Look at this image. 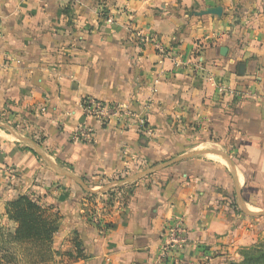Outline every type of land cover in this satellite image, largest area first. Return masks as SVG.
Masks as SVG:
<instances>
[{
	"label": "crops",
	"instance_id": "obj_1",
	"mask_svg": "<svg viewBox=\"0 0 264 264\" xmlns=\"http://www.w3.org/2000/svg\"><path fill=\"white\" fill-rule=\"evenodd\" d=\"M87 97L150 134L84 119ZM108 192L125 210L99 234L88 196ZM18 195L56 212L45 247L14 239ZM177 221L179 264H238L264 235V0H0V264H155Z\"/></svg>",
	"mask_w": 264,
	"mask_h": 264
},
{
	"label": "built area",
	"instance_id": "obj_2",
	"mask_svg": "<svg viewBox=\"0 0 264 264\" xmlns=\"http://www.w3.org/2000/svg\"><path fill=\"white\" fill-rule=\"evenodd\" d=\"M104 17L111 18L108 14H105ZM134 42L138 46H144L150 44L151 39L148 36L137 34L134 36ZM154 47L161 55L165 54L164 49L158 43H154ZM176 65L179 66L180 64L176 62ZM80 108L84 119L95 120L101 126L108 125L111 119L116 117L123 120L121 130L132 129L141 136L150 134L146 116L120 104L107 103L87 97L81 100ZM71 140L77 144H93L96 141V135L92 127L86 123H80L71 134ZM122 178L123 174L116 176L117 180ZM7 179H15L12 170L8 171ZM90 202L91 206L87 212V220L89 224L97 229L99 234H104L110 226V222L106 217L107 212L114 210L115 213H122L125 210L123 204L118 201L117 194L110 196L107 193H101L94 196ZM185 232V227L181 221H177L173 225H167L164 228L163 240L159 246L155 264H179L178 261L172 259L170 252L173 245H179L183 242Z\"/></svg>",
	"mask_w": 264,
	"mask_h": 264
},
{
	"label": "trees",
	"instance_id": "obj_3",
	"mask_svg": "<svg viewBox=\"0 0 264 264\" xmlns=\"http://www.w3.org/2000/svg\"><path fill=\"white\" fill-rule=\"evenodd\" d=\"M108 195H113L108 192ZM95 195H89L92 199ZM49 206L42 205L39 200L27 195H18L6 203L8 217L17 224L14 239L18 242H28L35 247L48 245L58 231V216ZM75 247L79 248L78 243ZM78 250L77 256L80 257ZM70 258L71 255H68ZM238 264H264V252L259 247H252Z\"/></svg>",
	"mask_w": 264,
	"mask_h": 264
},
{
	"label": "rangeland",
	"instance_id": "obj_4",
	"mask_svg": "<svg viewBox=\"0 0 264 264\" xmlns=\"http://www.w3.org/2000/svg\"><path fill=\"white\" fill-rule=\"evenodd\" d=\"M256 246L259 247V250L264 252V235L258 238V240L254 244L250 245L249 247L243 248L241 250V254L244 256L245 254L248 253V251H250L252 247H256Z\"/></svg>",
	"mask_w": 264,
	"mask_h": 264
},
{
	"label": "water",
	"instance_id": "obj_5",
	"mask_svg": "<svg viewBox=\"0 0 264 264\" xmlns=\"http://www.w3.org/2000/svg\"><path fill=\"white\" fill-rule=\"evenodd\" d=\"M207 13L220 15L221 11L219 9H212V10L208 11Z\"/></svg>",
	"mask_w": 264,
	"mask_h": 264
}]
</instances>
